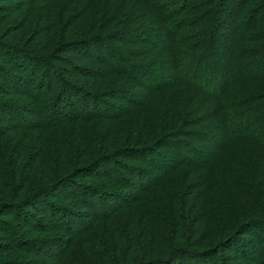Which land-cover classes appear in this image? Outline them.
<instances>
[{"label": "trees", "instance_id": "trees-1", "mask_svg": "<svg viewBox=\"0 0 264 264\" xmlns=\"http://www.w3.org/2000/svg\"><path fill=\"white\" fill-rule=\"evenodd\" d=\"M249 1L250 3L253 1L254 6L251 8L255 18L250 24H246L245 33L254 31L252 25L256 24L258 25L257 34L260 37L252 41L263 42L257 49L249 50L252 53L250 56L255 59L264 54V0H246V3ZM34 2L31 4L47 1ZM175 3L179 6L176 15H184L185 18L176 22L174 28L170 29V34L166 32L169 45L162 50L164 54L161 55L160 62L167 60L168 55L171 58L174 57L176 62H190L194 58L198 61L205 59L211 51L210 45L214 41L216 30H220L221 26L225 25L224 19L222 21L221 19L229 0H200L196 6L199 7L198 10H202L192 18L185 16L191 8V0H177ZM167 5L168 3H163L161 10ZM110 12L109 9L100 10L99 19L94 21L91 27L86 28L90 29L87 34L63 39L47 57L30 49L31 43L28 41L23 44L28 46L27 48L0 43V123H7L3 128L0 126V132L1 129L3 132L11 133L20 130L43 132L63 123H75L83 119L89 123L103 118L102 114L106 109L118 113L121 107L117 99L130 102L127 97L129 84L137 86L140 82L133 77L131 71L148 74L158 66L159 62L146 58L144 65L133 63L139 56L129 53L128 49L135 45H143L144 40L140 37H136V41L133 38L130 39L134 35L133 31L120 28L118 23L112 27L114 20L110 17ZM186 28H189L188 32L191 28L197 29L203 40L191 48L193 49L191 52L180 55L178 38L181 33H185ZM67 29L64 36L71 34ZM239 43L241 39L234 42V49ZM205 45L209 46L208 51L205 50ZM196 50L197 52L192 53ZM154 51L160 53L158 48L153 49L152 53ZM230 57L229 59L234 62L232 52ZM57 62L63 63V67L66 66L68 69L58 68ZM245 64L251 81L264 80V62ZM252 67L259 71L257 75L251 71ZM59 72L77 79L76 81L79 82L76 83L84 86H89L87 83L90 82V87L96 90L85 91L82 85L70 83L69 79L62 78ZM229 76L228 70L226 80L221 84L222 90L219 92L222 101L232 85V82H229ZM194 78L199 77L194 75ZM134 80L137 83H134ZM193 83L196 84L195 81ZM143 85L147 87L145 83ZM103 89L106 91L100 92ZM97 90L98 93L94 92ZM25 100L31 103L25 105L19 102ZM255 101L258 102H255L248 110L237 114L234 120L230 121L231 117H228L227 122L229 121V124L232 122L231 128L236 131L232 133L246 137L245 139L251 145L264 153V92L263 94L261 92ZM216 105L215 102V115L211 118L215 125L218 121L220 124L226 121L222 116V110L217 109ZM195 112L187 116L183 113L181 115L192 117L190 121H195L197 115L194 114ZM118 116L119 114L115 117ZM168 121L170 125L160 128V134L157 132V126L154 127V132L159 135L157 140H150V134H154L149 133L147 137H143L144 141L140 140L143 141L141 146L113 150L110 149L111 144L103 142L99 147L88 152L86 145L81 143L77 145L76 153L80 150V156L76 160L66 159L68 158L66 152H61L59 161L52 163L43 161L44 165L41 169L49 170L41 177H35L41 180L39 186L34 184L33 192L26 195L24 193L29 191V181L34 176L29 175L28 171L26 180L23 182L17 180L13 185L12 182L19 175L22 157L16 155L15 148L12 149V153L7 152L6 155L0 153V233L6 232L14 238L12 221L22 222L19 218V216L22 217L21 214L28 216L27 211H38L41 207L39 210L41 216L31 217L36 231L46 230L47 222H55L56 226L50 230L55 229L70 235L73 239H79L78 247L69 252L70 255L65 264H245L244 260L248 255L253 264H264V182L260 186L261 197L258 189L249 181L254 179L253 172H250L251 166L248 165L251 160L249 158L246 160L240 152L234 155L233 164H228L219 177L223 202L219 203L215 200L209 208L210 203L207 200L200 204L196 199V202L190 205L189 197H186L181 199L176 209L169 205V213L167 212L166 215H161L160 212L146 205L142 208L141 222L132 220L133 216L129 217L128 221H122L123 217H118L109 222L116 212L108 214L102 211L105 212L102 220H108L113 227L86 234L88 230L82 226L83 220L87 219L84 217H88L97 210L101 211L109 205L127 201L130 194L127 190L135 188L134 181L140 182L141 177L146 175L149 178L154 168H161L164 174L171 173L170 170L177 167L187 166L184 162L185 158L176 147L180 139L174 138L177 137L173 132L176 118L171 117ZM204 136L206 138L208 134ZM40 148L39 145L38 149ZM1 157L5 158V161ZM120 158L126 160L134 158L147 164L149 168L142 170L125 166L119 162ZM215 160L211 159L212 162ZM211 161L198 164V168L207 171L206 167L212 163ZM72 163V170L68 171ZM6 166L11 172H9L11 182L5 180L7 177L4 167ZM51 166L52 168H49ZM100 171L104 175H111L113 171L116 174L108 180L100 181L98 185H81L76 181L81 177L95 179ZM123 171L127 172L130 178L124 177ZM261 172H263L264 180V170L261 169ZM104 175L100 179H103ZM44 181L47 183L42 185ZM119 186L125 187L122 188L126 189L125 192H120ZM145 192L147 194H144ZM145 192L140 193L138 200L139 202L144 200L146 204H149V201L145 200L149 189ZM58 195L63 198L60 202L56 201ZM61 202L64 204H60ZM135 204L136 202L130 203L127 207H134ZM167 229L176 233L171 238H167L164 233ZM49 241L54 242V240ZM59 242L61 246L62 238ZM21 243H23L20 246L22 249L26 245L35 247L37 244V242L25 244L26 241ZM14 247L12 244L2 242L0 238V259L5 254L11 253ZM20 247L17 246L18 249ZM35 250L34 248L32 252ZM30 264L47 263L43 260L37 262L32 260Z\"/></svg>", "mask_w": 264, "mask_h": 264}, {"label": "rangeland", "instance_id": "rangeland-1", "mask_svg": "<svg viewBox=\"0 0 264 264\" xmlns=\"http://www.w3.org/2000/svg\"><path fill=\"white\" fill-rule=\"evenodd\" d=\"M34 1L39 0L0 1V43H10L27 48L28 46L23 44L28 41L31 43L30 49H34L38 54L47 57L63 39L87 34L90 31V29H87L92 26L94 21L99 19L98 12L102 9H109L111 10L109 15L114 20L112 27L118 23L120 28L133 31L134 37L131 36L130 39L133 38L136 41V37H140L141 40H144L143 45H135V47L128 49L129 53L132 52L139 56L133 63H143L144 65L146 58L158 60L159 63L148 74L131 71L133 77L139 79L140 82L137 86L129 84L127 97L130 102L129 100H116L121 107L118 113L106 109L102 114L103 118L101 117L89 123L86 119L75 123H63V125L52 127V129L43 132L20 130L11 133L3 132L1 129L0 153L5 155L7 152L12 153V149L15 148L16 155L22 157L19 164V175L12 182L13 185L17 180H20V182L26 180L29 171V175L34 177L29 181V191L27 190L24 193L26 195L33 192L35 186H39L41 180H37L35 177L39 178L38 176L41 177L44 172L49 170L44 171L41 169L44 165L43 161L48 163L59 161L61 152H66L68 157L66 159L76 160L80 156V150L76 153L77 145L81 143L86 145L88 152L96 149L103 142L111 144L110 149L113 150L123 147L129 149L128 147L136 145L141 146L144 141L143 137H147L149 133L154 134H150V140H157L158 133H161L160 128L166 125L169 126L170 122L168 120L175 117L176 125L173 132L177 137L174 138H180L176 147L185 158L184 162L187 166L177 167L173 169L174 171L170 170L171 173L165 172L164 174L161 168H154L149 178L146 175L141 177L140 182L134 181L135 188L127 190L130 192L127 201L124 203L118 202L112 206L109 205L101 211L97 210L88 217H84L87 219L83 220L82 226L88 230L86 234L100 232L103 228H112L113 226L109 222L118 217H123L122 221H128L129 217L133 216L132 220L141 222L143 217L142 208L146 205L160 212L161 215H166L169 205L176 209L181 199L186 197H189L190 205L195 203L196 199L200 204L207 200L210 203L209 208L212 207L215 200L219 203L223 202L219 177L228 164H233L234 155L237 152L244 155L246 160L248 158L251 160L248 165L251 166L250 172H253L254 179L249 181L258 189L259 196L262 195L260 186L264 182L263 172H261V169L264 170V153L251 145L245 139L246 137L232 133L236 132L231 128L230 124L232 122L230 124L229 121L227 122L228 117H231L229 120L232 121L237 114L248 110L255 102H258L255 100L261 95V92L262 94L264 92V80L255 79L251 81L245 64L247 62H264V54L253 59L250 56L252 53L249 51L250 49H257L263 44L260 40L258 42L252 41L260 37L257 34L258 25L254 23L255 25H252L254 31L245 33L246 24H250L255 18V13L252 12L253 8H251L254 6L253 1L246 3V0H229L221 19V21L224 19L225 25L221 26L220 30H216L214 41L210 45L209 56L199 61L194 58L190 62H176L175 58H171L170 55L167 56L169 59L166 57L167 60L160 62L161 55L164 54L162 50L169 45L165 35L166 32L168 31L170 34V29L174 28L176 22L185 18L184 15H176V10L179 9V6L175 3L177 0H44L47 2L31 4ZM199 2L200 0H191V8L185 16L192 18L198 11H201L202 9L198 10L199 7L196 6ZM163 3H168V5L161 10ZM207 9L209 10V8ZM67 28L71 34L64 36ZM188 30L189 28H186L185 33H181L178 38L180 41V55L191 52L193 50L191 48L203 40L197 29L191 28L189 32ZM240 39L241 43L234 49V42ZM208 47L205 45L206 51L209 50ZM152 48H158L160 53L156 51L152 53ZM195 52L197 50L192 51V53ZM231 52L235 58L234 62L230 60ZM228 53H230L229 56ZM246 56L248 57L245 60ZM56 64L60 69H68L66 66L63 67V63L57 62ZM196 70H198L197 73H195ZM228 70L230 71L229 82H232V85L223 96L222 101L219 92L222 90L221 84L225 82ZM251 71L256 75L259 73L255 67H252ZM60 74L62 78L69 79L70 83L82 85L76 83L79 82L76 81L77 79L67 74ZM194 75L199 78H194ZM134 83L137 82L134 80ZM90 84L88 82L87 85L89 86L82 85V88L90 92L96 90L91 88ZM105 91L106 89H103L100 92L104 93ZM94 92L98 93V90ZM15 102L14 104H16ZM19 102H23L25 105L31 103L27 100ZM215 102L217 109L222 110V116L226 119L221 124L218 121L216 125L211 120L212 116L215 115ZM192 112L197 114L195 121H190L192 117H185ZM181 113L185 116H182ZM118 114L119 116L115 117ZM225 123L226 127L224 126ZM6 125L7 123H0L1 128ZM155 126L158 128L157 134L154 132ZM204 134H208V136L204 138ZM39 145L43 150L38 149ZM1 158L5 161V158ZM211 159L216 160L212 162ZM118 160L125 166L142 170L149 168L147 164H143L134 158L131 160L120 158ZM209 160L212 163L206 167L207 171L198 168V164H204ZM72 167L73 163L68 171H71ZM49 168H52V166ZM4 170L7 177L5 180L11 182L9 167H4ZM115 174L113 171L111 175H104L100 171L95 179L81 177L76 181L81 185H98L100 181L108 180V178L114 177ZM122 174L124 177L130 178L127 172L123 171ZM103 175L104 178L100 179ZM46 183L44 181L42 185ZM145 183L147 184L145 185ZM122 188L125 187L121 186L119 191L125 192L126 189ZM148 189L149 193L145 200H148L149 204H146L144 200L139 202L138 196L140 193ZM58 196L56 201L60 202L63 198L61 195ZM134 202H136L134 207H127ZM60 204L64 203L61 202ZM199 208L200 206L197 210ZM39 210H41V207L38 208V211H27L30 217H28L29 214L28 216L21 214L22 217L19 216V218L22 219V222L12 221L14 238L6 232L0 233L2 242L15 246L11 253L5 254L0 259V264H30L32 260L36 262L43 260L47 264H65L72 250L78 247V238L73 239L70 235L61 233L58 230H50L56 226L57 223L55 222H47V226L50 227L47 228L46 226V230L49 231L45 229H41L42 232L36 231L31 217H40ZM102 211L108 214L116 213L108 222V220H102L103 213H105ZM210 214L213 215L212 212ZM223 221L226 222V220ZM164 233H166L167 238H171L176 232L167 229ZM17 238L19 239L16 241ZM61 238L62 245L60 246L59 241ZM49 240H54V242ZM22 241H26L25 244L27 242H37V244H35V247H30L29 244L22 249L20 247L23 244ZM17 246L20 248L18 249ZM34 248L36 250L32 252ZM246 258L244 260L245 264H253L250 255Z\"/></svg>", "mask_w": 264, "mask_h": 264}]
</instances>
